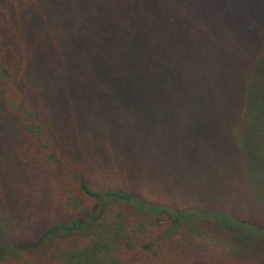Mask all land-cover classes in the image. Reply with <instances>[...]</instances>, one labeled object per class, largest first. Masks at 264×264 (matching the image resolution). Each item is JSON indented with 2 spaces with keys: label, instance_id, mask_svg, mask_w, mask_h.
Listing matches in <instances>:
<instances>
[{
  "label": "trees",
  "instance_id": "1",
  "mask_svg": "<svg viewBox=\"0 0 264 264\" xmlns=\"http://www.w3.org/2000/svg\"><path fill=\"white\" fill-rule=\"evenodd\" d=\"M220 1L206 31L163 42L190 56L199 41L236 68L251 66L248 54L264 98V0ZM160 15L152 0H0V264H264V213L199 193L167 197L144 170L142 147L109 153L101 143V154L93 145L100 127L104 142L103 121L128 120L98 112L126 114L139 98L115 90L117 57L132 46L138 74L162 73L149 34ZM237 79L247 83L245 69Z\"/></svg>",
  "mask_w": 264,
  "mask_h": 264
},
{
  "label": "rangeland",
  "instance_id": "2",
  "mask_svg": "<svg viewBox=\"0 0 264 264\" xmlns=\"http://www.w3.org/2000/svg\"><path fill=\"white\" fill-rule=\"evenodd\" d=\"M225 1L234 5L250 0ZM178 2L152 0L161 15L154 17L158 30L149 34L157 39V44L151 46L157 60L162 62V73H155L151 67L138 74L141 60L137 58L135 64L132 46L124 53L126 62L117 57V69L122 72L113 83L115 90L137 93L139 98L134 101L133 110L126 114L116 110L98 112L128 120L119 121L116 127L113 119L103 121L104 142L97 144L102 138L98 135L100 127L92 133L93 145L101 154V143L109 153L119 144L125 145L130 153L142 147L144 170L161 182L167 197L185 201L199 193L241 210L264 213V98L257 96L261 81L255 58L246 54L251 66L236 68L199 41L196 42L199 53L190 56L180 43L165 45V33L185 34L195 27L206 31L205 21L216 20V11L222 5L220 0ZM170 15L177 20L173 25L163 20ZM229 16L239 18L231 13ZM230 35L229 31L224 46L233 51ZM136 37L142 39L147 35L136 34ZM206 61L210 68L200 67ZM258 61L260 64V57ZM244 69L248 74L245 84L237 79L238 71ZM214 159L222 162L217 165L212 162ZM138 174L142 181L146 179ZM202 244L209 249L220 248L219 243L210 239H203Z\"/></svg>",
  "mask_w": 264,
  "mask_h": 264
}]
</instances>
